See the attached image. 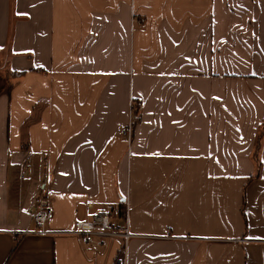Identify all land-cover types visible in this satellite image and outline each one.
<instances>
[{
    "label": "crops",
    "instance_id": "obj_1",
    "mask_svg": "<svg viewBox=\"0 0 264 264\" xmlns=\"http://www.w3.org/2000/svg\"><path fill=\"white\" fill-rule=\"evenodd\" d=\"M0 78V264H264V0H0Z\"/></svg>",
    "mask_w": 264,
    "mask_h": 264
},
{
    "label": "built area",
    "instance_id": "obj_2",
    "mask_svg": "<svg viewBox=\"0 0 264 264\" xmlns=\"http://www.w3.org/2000/svg\"><path fill=\"white\" fill-rule=\"evenodd\" d=\"M133 104L129 106V122L124 127L122 134L128 139L132 132V116L134 118ZM52 209L49 206L48 200L45 197L39 199L37 209L32 214L33 221L38 225L37 233H48L44 229L45 223L51 218ZM65 233L73 234L79 237L82 243H90L97 241L98 243L104 242L106 239L122 238L125 242L135 235L129 231L127 225L122 228L114 227L111 224L109 214L102 210L94 214L90 219H77L73 222L71 229L65 231ZM125 246V245H124ZM122 247L120 252L115 257L112 264H126L125 247Z\"/></svg>",
    "mask_w": 264,
    "mask_h": 264
},
{
    "label": "rangeland",
    "instance_id": "obj_3",
    "mask_svg": "<svg viewBox=\"0 0 264 264\" xmlns=\"http://www.w3.org/2000/svg\"><path fill=\"white\" fill-rule=\"evenodd\" d=\"M5 85V80H3L2 78H0V87L1 86H4ZM134 106H133V110H134V118H133V116H132V122H133V126H132V132H131V135H130V137L127 139L126 137V139H127V142L129 143L130 142V140H131V137H132V134H133V127H134V124L135 123H137V121L139 120V116H138V114H137V112H138V110H137V105H135L136 103H133V101L131 102ZM129 106H130V104H129ZM129 119H131V118H129V116H128V122H129ZM128 124V123H127ZM122 134V133H121ZM123 135V134H122ZM124 136V135H123Z\"/></svg>",
    "mask_w": 264,
    "mask_h": 264
}]
</instances>
